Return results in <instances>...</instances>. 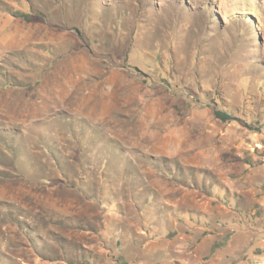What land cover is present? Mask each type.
Listing matches in <instances>:
<instances>
[{
	"label": "rangeland",
	"instance_id": "rangeland-1",
	"mask_svg": "<svg viewBox=\"0 0 264 264\" xmlns=\"http://www.w3.org/2000/svg\"><path fill=\"white\" fill-rule=\"evenodd\" d=\"M0 6V264H264V0Z\"/></svg>",
	"mask_w": 264,
	"mask_h": 264
},
{
	"label": "trees",
	"instance_id": "trees-1",
	"mask_svg": "<svg viewBox=\"0 0 264 264\" xmlns=\"http://www.w3.org/2000/svg\"><path fill=\"white\" fill-rule=\"evenodd\" d=\"M181 2H179L178 4L180 5ZM184 4L180 5V6L183 7V8H181L182 10L186 7V4L185 5ZM146 5H147V2H146ZM1 7L2 6H0V9H1ZM209 7L210 6H208V9H209ZM116 9H118V11L122 10V8L120 6L118 8H116ZM119 21H120V19H119ZM243 26H245V24ZM3 77H5V79H6V75L5 74L3 75ZM214 116H215L216 119L220 120L223 123L239 122V123H242L248 129H252V127H253L251 124H248L246 121H244L243 118L238 117V116L234 115L232 112H227L226 110H223V109L220 110L219 108H215L214 109ZM257 131H258V133L260 132V130H257ZM12 153H14V152L12 151Z\"/></svg>",
	"mask_w": 264,
	"mask_h": 264
}]
</instances>
